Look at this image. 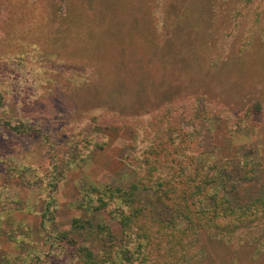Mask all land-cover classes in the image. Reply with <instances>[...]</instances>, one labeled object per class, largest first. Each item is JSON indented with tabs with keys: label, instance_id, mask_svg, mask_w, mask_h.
<instances>
[{
	"label": "rangeland",
	"instance_id": "rangeland-1",
	"mask_svg": "<svg viewBox=\"0 0 264 264\" xmlns=\"http://www.w3.org/2000/svg\"><path fill=\"white\" fill-rule=\"evenodd\" d=\"M99 1L95 24L90 0H0V264L34 250L38 264H67L52 234L91 186L129 187L144 159L134 148L161 143L165 127L211 135L202 156L179 144L188 162L254 165L233 202L264 191V0ZM241 236L262 240L264 215L232 242ZM231 246L207 247L233 262ZM237 253L234 264H264V242Z\"/></svg>",
	"mask_w": 264,
	"mask_h": 264
},
{
	"label": "trees",
	"instance_id": "trees-1",
	"mask_svg": "<svg viewBox=\"0 0 264 264\" xmlns=\"http://www.w3.org/2000/svg\"><path fill=\"white\" fill-rule=\"evenodd\" d=\"M90 2L86 3L90 19L95 24L105 22V7L99 0ZM158 118L166 122L165 114L152 115L150 121L155 124ZM194 118L193 114L187 119ZM162 134L161 143L150 141L146 147L134 148L137 157L144 159L132 166L136 178L129 187L91 186L79 202L81 215L72 219L69 229L52 234V244L58 242L56 246L61 248L56 249L72 255L67 264H234L240 261L235 253L252 258L260 249L264 236L263 242L256 244L247 240L246 234L235 244L232 236L264 215V191L248 204L233 202L227 196L242 181L254 178V165L244 164L238 157L217 170L212 163L188 162L179 144L196 143L195 151L201 156L210 153L203 148V141L210 142L211 135L201 127L183 132L177 139L169 128ZM133 151L124 156L129 165ZM176 154L180 158H175ZM110 220L119 223L118 231ZM46 221L42 215V223ZM214 241L233 245V262H227L228 255L219 258L208 249ZM212 254L214 262L209 260ZM25 255L24 264H38L42 258L35 250Z\"/></svg>",
	"mask_w": 264,
	"mask_h": 264
}]
</instances>
